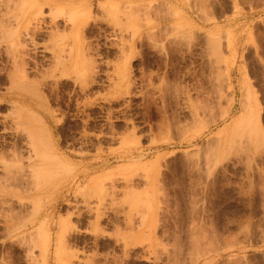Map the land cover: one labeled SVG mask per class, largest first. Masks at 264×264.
Instances as JSON below:
<instances>
[{"label":"rangeland","instance_id":"1","mask_svg":"<svg viewBox=\"0 0 264 264\" xmlns=\"http://www.w3.org/2000/svg\"><path fill=\"white\" fill-rule=\"evenodd\" d=\"M131 1H95L85 90L0 7V264H264V0Z\"/></svg>","mask_w":264,"mask_h":264},{"label":"bare ground","instance_id":"2","mask_svg":"<svg viewBox=\"0 0 264 264\" xmlns=\"http://www.w3.org/2000/svg\"><path fill=\"white\" fill-rule=\"evenodd\" d=\"M5 1L9 5H10V3H13L16 6L22 7L23 12L19 11V14L16 15L15 23L11 22V20L9 21V24L7 27L8 29L6 28V31L3 30L1 37L2 38L7 37V40H11V42L16 44V45H22V44L27 45L28 41L33 42L35 39L36 40L40 39V37L44 33H49V38H50V41L52 44L51 45H49V44H43L42 45V44L36 42L35 43L36 51L39 50L40 52L45 53L48 50V48H50V46H51V49L54 52L53 53V59L55 60L54 61L55 62L54 69L62 75H75L76 81H78L82 87L81 89L85 90L87 88V80L90 77L89 72L92 69L91 65H90L91 59L87 58L88 57L87 52L93 48V47H90L91 43L87 42V40H86V37H87L86 32L88 30H90L89 29L90 20H92L94 22L97 19V16L93 17V18H95L94 20L92 18V13H93V8H94L93 5H95L94 3L97 0H3V1L1 0L0 1V7L4 5ZM119 4H121V3L112 1L111 3H109L107 5L106 8H101V9L103 11H104V9H107L106 11H108V12L111 11L112 14H113V12L117 13L118 11H122V9H123L122 8L120 10L121 7L119 6ZM100 5L101 4L99 3V6ZM122 5H123V3H122ZM127 6H129V5L127 4ZM100 7H102V6H100ZM44 8H47L50 12V16H49L50 21L46 20V17L48 15L47 14H46L47 16L45 15ZM129 9L130 8L128 7V11L130 12V11H132L133 7H132V9H130V10ZM21 12H22V14H20ZM108 14H110V13H108ZM19 15H21V16H19ZM117 15H118V13H117ZM17 16H19V17H17ZM113 19H115V18H113ZM71 20H72V22H71ZM61 21L66 22V24L68 22L71 23V27H68L69 23H68V25H64L65 24L64 23L63 28H61L62 27ZM110 21H111V19H110ZM111 23L114 24V22H111ZM68 28H70V29H68ZM50 29H51V31L48 32ZM52 29H54V31H52ZM68 30H70V33H67ZM87 34H88V32H87ZM44 40H45V38L42 39V41H44ZM68 41H69V44H72V46L69 48V54H68L70 59L68 61H65V60H63V58L66 55H64L63 53L65 52V45H66V43H68ZM70 41H71V43H70ZM131 49H133V44L131 45ZM26 52L27 51L23 50L21 53L20 68L17 69V71H15L16 73H14L15 82L17 80H19L18 82H20V80H22V82H24V80L28 77L27 72L25 71V69L23 67L26 64V58H25ZM41 57L44 60L46 59L45 55H41ZM39 66H40V63L36 59V71L39 69ZM41 84H44V81L43 82H36V90L39 88V86ZM37 91H36V95H39V93ZM160 92H162V91H160ZM202 106H200V104L197 106L194 105V108L192 110V119H193V122H195L194 123L195 126H196V123L198 125V123L201 122L200 117L202 116L203 112L206 109V108L204 109L205 105L203 107ZM38 116L42 117V115H40V113H37L36 118H38ZM191 125H189L190 126L189 128H192ZM184 127H186V126H184ZM30 163H32L31 165L33 168L31 169V173L30 172L29 173L33 177H35L36 176V167H35L36 164L34 161H32ZM25 175H24V177H25ZM27 176H26V178H27ZM31 181H33V179ZM33 182H31V183L33 184ZM27 186H29V185L27 184ZM33 187H35V186H33ZM24 188L22 191H25ZM34 189L32 188L29 190L34 191ZM20 191H21V188H20ZM22 191H21V194L24 193ZM26 192L28 194V191H26ZM31 192L29 194L32 195V193H34V192H32V193ZM30 205H32V204L30 203ZM31 207H33V205ZM31 209L35 210V212L33 211L34 212V220L32 222L30 221L31 224H33L31 226H34L36 224V203L34 204V208H31ZM31 214H32V212H31ZM22 224L19 226L21 227ZM29 225H30V223H29ZM19 226H18V228H19ZM24 228L25 227H23V229ZM34 231H35V229H34ZM27 233L30 235L29 232H27ZM24 235H26V233ZM199 244H201V243L199 242L197 245H199ZM198 250H199V248H198ZM205 251L206 250L202 249V252H201L202 255L201 256H203V252H205ZM198 253H200V251ZM204 256H203V258H204ZM207 256L208 255H206V257ZM198 257L200 258V256H198ZM203 258H201V260ZM195 262H196V260H195ZM194 263H192V264H194Z\"/></svg>","mask_w":264,"mask_h":264}]
</instances>
